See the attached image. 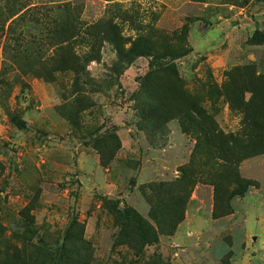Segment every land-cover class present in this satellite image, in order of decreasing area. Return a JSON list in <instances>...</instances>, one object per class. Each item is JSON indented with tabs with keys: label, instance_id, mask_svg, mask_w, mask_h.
Wrapping results in <instances>:
<instances>
[{
	"label": "rangeland",
	"instance_id": "374dc122",
	"mask_svg": "<svg viewBox=\"0 0 264 264\" xmlns=\"http://www.w3.org/2000/svg\"><path fill=\"white\" fill-rule=\"evenodd\" d=\"M139 35L166 71L151 76L149 54L126 62ZM259 36L264 0H0L6 244L26 245L17 236L32 217L36 234L58 246L76 220L93 264H264ZM147 105L163 114L153 131L142 129ZM111 135L119 147L104 164L95 143ZM149 184L179 191L177 227L150 217ZM115 205L133 206L159 241L139 255L116 245Z\"/></svg>",
	"mask_w": 264,
	"mask_h": 264
},
{
	"label": "trees",
	"instance_id": "16d2710c",
	"mask_svg": "<svg viewBox=\"0 0 264 264\" xmlns=\"http://www.w3.org/2000/svg\"><path fill=\"white\" fill-rule=\"evenodd\" d=\"M61 7H67L62 6ZM81 24V23H80ZM72 28L77 29V26L72 25ZM256 43L264 42V36L255 37ZM144 54L153 55L154 59L150 62L149 74L153 76L159 71H166V68L159 61V54L154 52L152 48L147 44L146 38L139 35L133 40L131 47L125 56L126 62L129 64L133 62L136 57L143 56ZM174 72L177 71L176 66L170 65ZM151 94V93H150ZM156 97L154 94L152 97ZM141 103H144L143 101ZM144 105V104H143ZM143 110V109H142ZM153 115L155 117H163V114L152 111L147 105L145 109L144 121L146 124L142 126L144 130H154L162 126L157 120H152ZM150 125V126H148ZM109 145H107V143ZM95 145L98 147L104 164L108 163L112 157L115 149L119 147L117 137L112 135L106 140L99 139ZM216 151L214 145L211 144ZM112 152V154H108ZM187 182V180H183ZM145 189L149 191L145 192ZM143 193L146 198L149 199L151 204L150 217L159 227L171 226L177 227L184 216V204L183 199L176 198V194L179 192L173 188H168L165 191L161 190L160 184H149ZM162 192L171 195L172 204H166ZM149 195H155L156 199H150ZM116 214V219L121 227L117 236L116 245L126 244L131 249L135 250L137 255L145 248V246L155 244L159 241V235L154 224H152L147 218H145L140 212H138L133 206L127 205L124 209L120 205H115L113 209ZM34 220L32 217H28L26 227L18 238H21L23 243H26L23 247H11L6 244L5 238L0 234V264L3 261L13 264L16 261L17 255L21 257L20 264H33V260L48 258L50 263L53 264H93V247L84 237V226L74 220L63 241L60 245L48 244L44 238L36 234L34 226ZM37 238L38 242L34 244L33 240ZM12 249V251H10ZM14 251V252H13ZM42 257V258H41Z\"/></svg>",
	"mask_w": 264,
	"mask_h": 264
}]
</instances>
